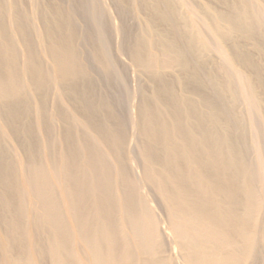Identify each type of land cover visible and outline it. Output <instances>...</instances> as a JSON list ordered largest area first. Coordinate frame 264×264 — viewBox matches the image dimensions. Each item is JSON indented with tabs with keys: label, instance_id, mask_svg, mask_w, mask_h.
<instances>
[{
	"label": "bare ground",
	"instance_id": "obj_1",
	"mask_svg": "<svg viewBox=\"0 0 264 264\" xmlns=\"http://www.w3.org/2000/svg\"><path fill=\"white\" fill-rule=\"evenodd\" d=\"M66 1L0 0V264H264V0Z\"/></svg>",
	"mask_w": 264,
	"mask_h": 264
},
{
	"label": "rangeland",
	"instance_id": "obj_2",
	"mask_svg": "<svg viewBox=\"0 0 264 264\" xmlns=\"http://www.w3.org/2000/svg\"><path fill=\"white\" fill-rule=\"evenodd\" d=\"M103 1V5L108 9V12H109V15H110V18H111V21L114 23V24H116L117 26L119 25V27H121V25H122V19H121V15H120V8H118L117 7V4H116V0H102ZM66 2H72V0H70V1H66ZM131 19V20H130ZM137 20H138V22L140 23L141 21L138 19V18H136ZM136 19L134 20V18L133 17H131V18H128L127 20H126V25L128 26L127 28H128V30H131V31H133L134 33L137 31V29H138V27H139V23L136 21ZM81 20H79V22H80ZM125 23L123 24V25H125ZM81 25L83 26V27H85V24H82L81 23ZM122 25V26H123ZM114 36V35H113ZM123 42L125 43V40H123V38L121 39V37H116V35H115V37L113 38V40H112V45H113V53L114 54H116V49H118V47L120 46V45H122L123 44ZM254 45H256V41L254 40V39H252V40H250L249 41V48L250 49H252V47H254ZM84 46V45H83ZM82 46V47H83ZM83 52L85 53L84 54V56L86 57V58H88L89 57V55H90V53H91V51H90V49L88 50V49H83ZM118 57V59H119V61H120V63H121V65H122V67H124V68H126V72H128V74H127V81H128V83H127V85H129L128 87H129V91H130V93L128 94V96H127V98H126V102L128 103V108L130 107V113H131V116H133V117H136V113H137V108H138V104H139V102H140V95H139V91H140V89L141 88H145V85H144V80H145V78L143 77V76H141L139 73H137L136 71H135V69L131 66V62H130V57H129V55H127L126 53H124V54H122L121 56L119 55V56H117ZM211 61H212V63H214L215 65H218L219 64V59H218V57L216 56V55H211ZM218 67V66H217ZM141 76V77H140ZM144 79V80H143ZM146 82V81H145ZM146 84V83H145ZM144 85V86H143ZM129 104H130V106H129ZM134 107V108H133ZM134 110V111H133ZM133 113V114H132ZM134 145V144H133ZM134 147V146H133ZM135 153H136V151H135ZM136 155V154H135ZM139 165V164H138ZM137 165V166H138ZM136 166V167H137ZM138 169V171H136L139 175H140V173H141V171H142V169L140 168V167H137ZM140 168V169H139ZM147 191H148V193H149V190L147 189ZM153 193L152 192H150L149 193V195H150V199L152 200V204H153V206L156 204V205H158L159 204V202L157 203L154 199H156V197L154 196V195H152ZM152 196V197H151ZM154 196V197H153ZM154 200V201H153ZM154 206L155 207V209H156V211L158 210V214L160 213V215H162L161 216V219H164V217L165 216H163L164 215V212L163 213H161L163 210L161 209V207L159 206ZM159 215V216H160ZM163 217V218H162Z\"/></svg>",
	"mask_w": 264,
	"mask_h": 264
}]
</instances>
